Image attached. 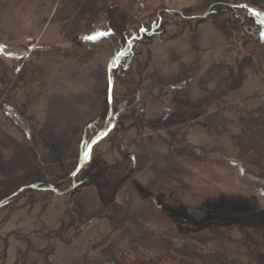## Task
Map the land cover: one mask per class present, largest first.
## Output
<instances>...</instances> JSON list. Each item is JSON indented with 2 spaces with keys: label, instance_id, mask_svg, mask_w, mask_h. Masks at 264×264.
<instances>
[{
  "label": "rangeland",
  "instance_id": "1",
  "mask_svg": "<svg viewBox=\"0 0 264 264\" xmlns=\"http://www.w3.org/2000/svg\"><path fill=\"white\" fill-rule=\"evenodd\" d=\"M3 199L0 264H264V0H0Z\"/></svg>",
  "mask_w": 264,
  "mask_h": 264
},
{
  "label": "water",
  "instance_id": "2",
  "mask_svg": "<svg viewBox=\"0 0 264 264\" xmlns=\"http://www.w3.org/2000/svg\"><path fill=\"white\" fill-rule=\"evenodd\" d=\"M111 91H112V83L109 80V84H108V103L110 105L111 103ZM96 143V141H94L93 143H91L86 150L84 151V153L81 154L80 158H79V162H78V166L76 167L75 171L73 172L72 176H74V174H76L80 168H81V164L84 161L85 155L91 150V148L94 146V144ZM6 199H4L3 201L0 202V205L5 201Z\"/></svg>",
  "mask_w": 264,
  "mask_h": 264
},
{
  "label": "flooded vegetation",
  "instance_id": "3",
  "mask_svg": "<svg viewBox=\"0 0 264 264\" xmlns=\"http://www.w3.org/2000/svg\"><path fill=\"white\" fill-rule=\"evenodd\" d=\"M4 200V199H3ZM2 200V201H3ZM7 203V199L0 205V206H2V205H4V204H6Z\"/></svg>",
  "mask_w": 264,
  "mask_h": 264
},
{
  "label": "snow or ice",
  "instance_id": "4",
  "mask_svg": "<svg viewBox=\"0 0 264 264\" xmlns=\"http://www.w3.org/2000/svg\"><path fill=\"white\" fill-rule=\"evenodd\" d=\"M96 37H88V39H95Z\"/></svg>",
  "mask_w": 264,
  "mask_h": 264
}]
</instances>
